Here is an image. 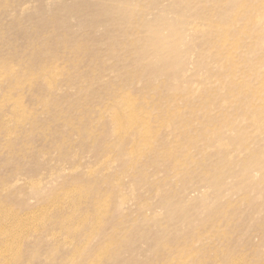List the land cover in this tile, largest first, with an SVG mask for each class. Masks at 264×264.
<instances>
[{"label":"rangeland","instance_id":"1","mask_svg":"<svg viewBox=\"0 0 264 264\" xmlns=\"http://www.w3.org/2000/svg\"><path fill=\"white\" fill-rule=\"evenodd\" d=\"M0 264H264V0H0Z\"/></svg>","mask_w":264,"mask_h":264}]
</instances>
